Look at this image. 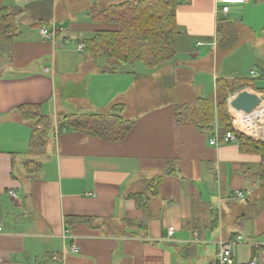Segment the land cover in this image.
<instances>
[{
	"label": "crops",
	"instance_id": "1",
	"mask_svg": "<svg viewBox=\"0 0 264 264\" xmlns=\"http://www.w3.org/2000/svg\"><path fill=\"white\" fill-rule=\"evenodd\" d=\"M37 1L43 0L0 3L24 8ZM45 1L52 2L46 26L58 29L54 38L42 37L44 25L34 24L36 3L18 16L14 39L0 36V264H213L216 242L236 235L244 241L233 245L232 264H264L261 156L237 142L210 144L212 135L178 125L174 109L196 96L216 99L220 80L250 78L214 74L210 94V80L188 65L213 52L221 30L237 25L264 33V0L233 5L226 15L217 0H177L176 56L151 74L78 48L96 31L118 28L92 21L90 7L126 0ZM77 4L84 6L81 17L73 14ZM74 52L82 56L73 58ZM151 77L161 89L168 83L177 98L141 106L143 95L132 93ZM24 104H41L54 125L60 115L104 114L124 104L123 116L134 124L118 142L54 128L43 148L29 149L31 128L17 110ZM167 160L174 161V174H164ZM157 175V195L137 208L128 195L149 190ZM68 216L90 220L69 226Z\"/></svg>",
	"mask_w": 264,
	"mask_h": 264
},
{
	"label": "trees",
	"instance_id": "2",
	"mask_svg": "<svg viewBox=\"0 0 264 264\" xmlns=\"http://www.w3.org/2000/svg\"><path fill=\"white\" fill-rule=\"evenodd\" d=\"M37 22L35 25H49L51 1H37ZM22 7H9L0 3V36L14 39L19 34L18 16L28 10H34V4ZM177 0H132L109 4L106 7L92 5L89 10L91 20L98 23L114 24V30H98L90 39L83 40L87 54L116 64L126 65L141 61L148 69H156L172 61L176 56ZM220 22H218L219 24ZM220 93L215 98L196 96L191 102L174 103L175 120L178 125L193 126L209 136L217 131L220 139L232 130L227 100L230 95L245 87L264 93V87L255 85L250 78H236L227 83L218 81ZM23 121L31 128L29 149H41L45 146L50 132L54 130L73 129L94 135L95 137L121 141L128 134L134 120L123 116L124 104H114L109 113L104 114H65L60 115L55 125L49 115L45 114L41 104H24L18 107ZM239 149L261 156L264 163V142L255 141L241 134H236ZM31 162L25 163L29 171ZM32 166V164H31ZM176 167L173 160L166 161L164 174H174ZM162 176L157 175L150 181L149 190L130 193L137 208H142L146 200L157 195V186ZM145 202H144V201ZM87 217L68 216L67 224L86 222Z\"/></svg>",
	"mask_w": 264,
	"mask_h": 264
},
{
	"label": "rangeland",
	"instance_id": "3",
	"mask_svg": "<svg viewBox=\"0 0 264 264\" xmlns=\"http://www.w3.org/2000/svg\"><path fill=\"white\" fill-rule=\"evenodd\" d=\"M78 3V2H77ZM86 6V5H85ZM84 6L82 4L74 5L73 8L77 12H73L77 16H82L80 11ZM28 11V10H26ZM235 30L233 32L225 33L224 30L220 31L216 38L215 47H213V52H210L209 56L204 59V61H195L189 63V67L196 71V73L204 79V81L210 80L211 86L210 94L213 88V75L218 76H228V77H252L250 74L251 70L260 73L257 77L256 82L264 81V33L260 30L250 31L247 27L238 28L235 25ZM71 46H76L74 41ZM73 58H80L81 53L74 52ZM58 60L62 57L58 56ZM88 59H93L88 57ZM107 63L111 64L112 60H107ZM117 66V65H116ZM123 69H131L137 73L147 72V74L153 73L155 69L146 68L141 61L134 62L132 64H126V66L121 65ZM261 80V81H260ZM167 81V80H166ZM160 83L155 78L151 77L149 81L140 82L135 87V91L132 93L133 96L141 93L143 96L140 98L141 106L150 107L154 104H159L161 101H165L168 98H177L174 91L171 92L169 89L170 85L164 82L163 89L160 87ZM139 88V89H138ZM238 92V91H237ZM252 92V91H251ZM236 93V92H235ZM254 93V92H253ZM190 93L184 98H188ZM145 97V98H143ZM190 98V97H189ZM176 103V102H175ZM264 182V181H263ZM262 182V183H263ZM264 192V189L261 190Z\"/></svg>",
	"mask_w": 264,
	"mask_h": 264
},
{
	"label": "built area",
	"instance_id": "4",
	"mask_svg": "<svg viewBox=\"0 0 264 264\" xmlns=\"http://www.w3.org/2000/svg\"><path fill=\"white\" fill-rule=\"evenodd\" d=\"M217 2L220 5L219 11L222 14L226 15L231 11V7L233 5L244 4L247 2V0H217ZM62 29L63 28H59V30ZM57 30L58 29L54 27L42 26L40 27V34L44 38H54ZM82 47L83 45H78L79 49H81ZM250 74L252 77L258 76V73L254 70H251ZM255 94L259 98L258 105L249 111L238 110L231 107L229 104V99L231 96L228 97L227 111L229 114L232 130L226 132L225 136L222 139L219 138L217 131L215 130L214 134L210 138V144L218 145L221 141L224 143L237 142L236 134L244 135L255 141L264 142V93L256 92ZM54 128L57 133L58 130L56 129V127ZM9 193L12 196L15 195L12 191H10ZM236 196L243 197V194L242 192L238 191L236 192ZM173 233L174 228L169 227L167 229V237L171 238ZM243 241L244 238L241 235H236L235 237L229 240L219 239L216 242V251L213 264H232V247L233 245L240 244ZM71 250L72 252H77L78 249L75 245H72ZM256 260L257 259H254L250 262V264H255Z\"/></svg>",
	"mask_w": 264,
	"mask_h": 264
},
{
	"label": "water",
	"instance_id": "5",
	"mask_svg": "<svg viewBox=\"0 0 264 264\" xmlns=\"http://www.w3.org/2000/svg\"><path fill=\"white\" fill-rule=\"evenodd\" d=\"M258 102V96L247 89L233 93L229 99V104L231 107L244 111L251 110L258 105Z\"/></svg>",
	"mask_w": 264,
	"mask_h": 264
}]
</instances>
